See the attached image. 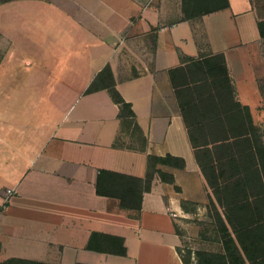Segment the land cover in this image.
I'll use <instances>...</instances> for the list:
<instances>
[{
  "label": "crops",
  "instance_id": "1",
  "mask_svg": "<svg viewBox=\"0 0 264 264\" xmlns=\"http://www.w3.org/2000/svg\"><path fill=\"white\" fill-rule=\"evenodd\" d=\"M182 17L181 0L0 2V200L14 189L0 210V262L186 264L183 205L203 207L211 192L170 70L223 55L236 100L263 129L264 0ZM166 156L182 167L151 161Z\"/></svg>",
  "mask_w": 264,
  "mask_h": 264
},
{
  "label": "trees",
  "instance_id": "2",
  "mask_svg": "<svg viewBox=\"0 0 264 264\" xmlns=\"http://www.w3.org/2000/svg\"><path fill=\"white\" fill-rule=\"evenodd\" d=\"M227 6L228 0H181L182 20L198 18ZM258 29L264 37V21L258 23ZM102 74L103 78H110L108 66L103 68ZM170 77L176 90L181 115L188 128L189 139L196 149L198 165L205 178L204 168L213 162L215 156L218 162L225 165L232 180L233 195L227 194L225 201L219 196V204L225 206V220L235 235V239L227 235V244L239 255L237 262L231 264H252L255 260L264 258V142L259 139L248 107L242 106L235 98L223 55L186 57L184 65L170 70ZM99 87L97 78L88 90H97ZM112 97L123 112L128 108V104L114 90ZM153 160L182 167L178 158L170 156L151 159ZM161 177L164 179L162 174ZM146 182L145 189L148 188L149 180ZM211 187L214 186L211 184ZM96 191L100 195L112 194L111 196L120 198L122 203L125 202L126 192L109 194L98 185ZM238 193L243 194L246 203L236 199ZM248 198L255 199L256 205L250 206ZM240 211H245L246 215L241 216ZM218 219L222 221L220 215ZM94 237H98V234H91L87 245L89 248L92 247L91 241ZM106 237L119 254H125L121 237ZM219 259L224 260V255H219ZM9 263L45 264L17 259L0 262Z\"/></svg>",
  "mask_w": 264,
  "mask_h": 264
},
{
  "label": "rangeland",
  "instance_id": "3",
  "mask_svg": "<svg viewBox=\"0 0 264 264\" xmlns=\"http://www.w3.org/2000/svg\"><path fill=\"white\" fill-rule=\"evenodd\" d=\"M104 76L106 77V74ZM260 84L264 96V79L260 80ZM124 111L127 112L126 109ZM257 134L259 139L264 141V128H257ZM213 159V162L204 168L206 181L211 192L207 205L205 204L206 206L203 207H194L186 203L183 205L191 211L189 215L182 218L178 225V231L181 235L180 252L186 264H231L236 263L237 257H239L234 248L227 244V235L233 239L235 235L230 226L225 224V206L219 204V196L222 201L227 200V194L233 195L234 187L226 172L225 165L218 162L215 156ZM211 184L214 187H211ZM236 199L241 203H246L242 193L236 194ZM247 201L250 206L256 205L253 198H248ZM239 213L241 216L246 215L245 211ZM219 215L223 222L218 219ZM219 255H224L225 259L220 260ZM245 263L249 264L248 262ZM252 264H264V258L255 260Z\"/></svg>",
  "mask_w": 264,
  "mask_h": 264
},
{
  "label": "built area",
  "instance_id": "4",
  "mask_svg": "<svg viewBox=\"0 0 264 264\" xmlns=\"http://www.w3.org/2000/svg\"><path fill=\"white\" fill-rule=\"evenodd\" d=\"M13 193H14L13 188L7 187L3 189V193L0 200V210L6 207ZM172 215L175 216L176 213H173Z\"/></svg>",
  "mask_w": 264,
  "mask_h": 264
}]
</instances>
